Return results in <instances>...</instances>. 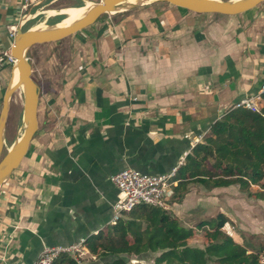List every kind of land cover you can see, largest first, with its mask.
<instances>
[{
	"label": "crops",
	"instance_id": "obj_1",
	"mask_svg": "<svg viewBox=\"0 0 264 264\" xmlns=\"http://www.w3.org/2000/svg\"><path fill=\"white\" fill-rule=\"evenodd\" d=\"M23 1L0 0V51H10L21 25L55 22L62 9L99 0H39L20 12ZM31 14L37 16L26 20ZM42 45L49 53L47 72L37 71L38 127L0 187V264H32L43 245H68L108 229L120 197L112 175L128 167L163 174L182 166L216 119L259 94L264 1L236 15L155 2L102 15ZM10 71L2 72L0 110ZM187 187L168 210L182 225L224 214L236 242L264 240L262 200L236 183Z\"/></svg>",
	"mask_w": 264,
	"mask_h": 264
},
{
	"label": "trees",
	"instance_id": "obj_2",
	"mask_svg": "<svg viewBox=\"0 0 264 264\" xmlns=\"http://www.w3.org/2000/svg\"><path fill=\"white\" fill-rule=\"evenodd\" d=\"M261 100L258 110L230 108L211 124L171 179L178 183L171 184L168 204L181 201L188 183L195 181L210 188L236 183L248 197L264 202V92ZM227 221L218 214L186 227L168 210L138 204L108 229L88 237L85 247L95 259H103L97 264H127L126 257L146 253L155 254L152 264H260L264 248L236 242L224 228ZM200 229L202 246L191 245L189 239ZM78 262L62 253L53 264Z\"/></svg>",
	"mask_w": 264,
	"mask_h": 264
},
{
	"label": "water",
	"instance_id": "obj_3",
	"mask_svg": "<svg viewBox=\"0 0 264 264\" xmlns=\"http://www.w3.org/2000/svg\"><path fill=\"white\" fill-rule=\"evenodd\" d=\"M264 0H99L86 1L77 6L83 10L74 20L62 24L64 16L55 22L47 19L26 29L21 26L14 35L10 54L15 58L10 78L5 89L0 110V187L21 164L29 144L37 130L39 85L32 76V65L28 57L36 45L48 44L68 38L72 34L92 25L102 15L127 11L145 4L165 2L195 13L236 15L248 11ZM29 19L26 20H30ZM17 76L14 80V73ZM22 94L21 123L9 145H7V119L14 93Z\"/></svg>",
	"mask_w": 264,
	"mask_h": 264
},
{
	"label": "built area",
	"instance_id": "obj_4",
	"mask_svg": "<svg viewBox=\"0 0 264 264\" xmlns=\"http://www.w3.org/2000/svg\"><path fill=\"white\" fill-rule=\"evenodd\" d=\"M39 0H24L19 4V11L24 12L31 3ZM29 15V14H28ZM32 15V14H31ZM37 15H32L35 18ZM10 30L14 31V26H10ZM15 58L9 51H0V80L3 70L11 68ZM264 92V83L262 84L259 94L245 97L241 99L235 107H243L249 110H258V101ZM180 165V164H179ZM178 165L172 168L168 173L149 174L137 170L135 168H124L111 176V181L119 192V199L113 206L112 222L115 223L123 214L128 212L138 204L160 207L169 210L167 203L168 194L170 193L171 184H175L176 180L171 179L176 175ZM62 253H67L73 258L87 253L85 240L68 245H43L36 259L32 264H53L55 259ZM79 261V259H78ZM260 264H264V249L259 254Z\"/></svg>",
	"mask_w": 264,
	"mask_h": 264
},
{
	"label": "rangeland",
	"instance_id": "obj_5",
	"mask_svg": "<svg viewBox=\"0 0 264 264\" xmlns=\"http://www.w3.org/2000/svg\"><path fill=\"white\" fill-rule=\"evenodd\" d=\"M58 19V18H57ZM52 20V19H51ZM49 18V21H51ZM43 21V18H38L36 23H40ZM56 21V20H55ZM53 44V43H51ZM49 53V45L46 46H34L33 48L30 49L28 53L29 60L33 63L35 71L33 72V78L35 81H40V76L38 74V70H41L42 72L45 71L47 72V67H46V56ZM43 75L45 73L43 72ZM21 106H22V94L20 90H17L13 98L11 100V107L10 111L8 114V119H7V145L11 143L13 140L19 126L21 123ZM259 211V208H257ZM202 229L198 230L196 235L189 239V243L191 245H196V246H202ZM249 243L252 244L255 248H264V240L260 239V237H251L249 239ZM153 253H146L141 256H131V257H126L127 264H152L153 263V258H154ZM79 259V264H94L95 262H103V259H98L95 260L93 259V256L91 257L90 254L84 253L78 257Z\"/></svg>",
	"mask_w": 264,
	"mask_h": 264
},
{
	"label": "bare ground",
	"instance_id": "obj_6",
	"mask_svg": "<svg viewBox=\"0 0 264 264\" xmlns=\"http://www.w3.org/2000/svg\"><path fill=\"white\" fill-rule=\"evenodd\" d=\"M82 10H83L82 8H78V7H68V8L62 9L61 12H62V14H64V18H63L62 24L68 23V22L74 20L75 18H77ZM47 15L49 16V14H47ZM16 76H17V74L15 72L14 73V80L16 79Z\"/></svg>",
	"mask_w": 264,
	"mask_h": 264
}]
</instances>
